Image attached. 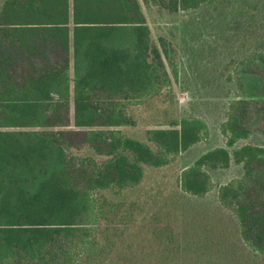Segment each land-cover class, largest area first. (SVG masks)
Listing matches in <instances>:
<instances>
[{"label":"trees","instance_id":"trees-1","mask_svg":"<svg viewBox=\"0 0 264 264\" xmlns=\"http://www.w3.org/2000/svg\"><path fill=\"white\" fill-rule=\"evenodd\" d=\"M144 6L211 9L209 46L243 54L246 72L264 67V0H0V264H264V144L236 146L264 136L253 125L264 98L233 100L227 145L171 190L146 183L207 127L188 115L145 138L122 130L133 123L116 101L170 86L167 42L152 39ZM72 102L75 128L61 129ZM232 162L244 175L205 201L208 169Z\"/></svg>","mask_w":264,"mask_h":264},{"label":"rangeland","instance_id":"rangeland-1","mask_svg":"<svg viewBox=\"0 0 264 264\" xmlns=\"http://www.w3.org/2000/svg\"><path fill=\"white\" fill-rule=\"evenodd\" d=\"M144 9L152 39L158 44L161 38L167 42L169 53L164 64L170 86H164L152 98L116 101V106L123 108L133 123L122 130L145 138L148 128L188 115L201 118L207 127L205 137L177 156L170 165L147 169V185L161 187L164 192H168L176 185L184 167L193 163L207 150L227 145L228 137L223 133L222 125L233 100L264 98V67L255 66L246 72V67L239 64L244 58L243 54L236 55L232 50L216 47L214 44L209 46L214 40L213 35L206 33L213 16L211 9L203 8L196 12L181 10L175 13H161L155 8L149 10L145 6ZM152 57L154 58L153 55ZM153 58L150 60H154ZM104 106L110 105L106 102ZM73 116L72 102L68 115L70 122L61 129L75 128ZM254 120V129L264 131V122L260 118ZM254 133L252 139L240 140L236 146L252 140L264 144V136ZM70 141L78 147L83 145L82 138L71 137ZM74 152L77 150L74 149ZM82 153L86 151L83 150ZM208 171L213 188L204 200L209 203H217L220 186L240 178L245 173L243 165L235 162L227 168H209Z\"/></svg>","mask_w":264,"mask_h":264}]
</instances>
